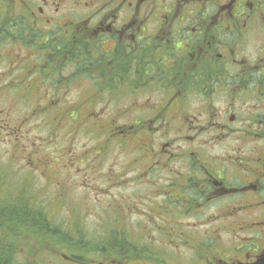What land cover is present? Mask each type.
<instances>
[{"label": "flooded vegetation", "instance_id": "flooded-vegetation-1", "mask_svg": "<svg viewBox=\"0 0 264 264\" xmlns=\"http://www.w3.org/2000/svg\"><path fill=\"white\" fill-rule=\"evenodd\" d=\"M8 17L29 86L62 92L50 111L89 107L74 136L91 147L67 159L114 167L91 237V209L69 239L11 199L51 264H264V0H0V43Z\"/></svg>", "mask_w": 264, "mask_h": 264}, {"label": "rangeland", "instance_id": "rangeland-1", "mask_svg": "<svg viewBox=\"0 0 264 264\" xmlns=\"http://www.w3.org/2000/svg\"><path fill=\"white\" fill-rule=\"evenodd\" d=\"M9 19L10 17L6 21ZM12 34L11 25L0 43V203L16 198L27 200L29 205L42 207L48 220L52 218L54 225L68 230L69 239L77 236L74 233L78 223L83 219L81 210L84 211L85 216L91 209L89 213L91 216L85 221L90 226L84 229V234L91 237L92 226L97 230L103 220L99 217L101 211L96 209L98 205L91 201L112 195L113 189L105 196H100V193L107 186L110 173L108 171L114 170V167H104L105 171L102 172L99 170L100 167H83L81 159L74 162L69 161L70 158L67 159L70 148L76 153H83L87 152L84 151V144L91 147L89 140L84 139L82 134L74 136L79 125L84 123L83 119L88 115L89 107L67 109L74 106L69 102H54L49 105L54 107L50 111L44 101L50 99L60 101L62 92L49 91L46 97L38 88L29 86L34 76L30 75L23 65L17 68L16 53L21 55L25 50L16 46L13 40H8L12 38ZM79 93V91H71L68 101H72ZM122 110L116 107L109 108L103 116H100V121L105 124L104 127L112 121H117L116 117L121 115ZM95 116L98 117V114L96 113ZM46 141L49 144L41 148ZM66 141H70L67 146ZM34 147H38V150L33 151L30 159L31 167H25L23 157H29V152ZM61 168L71 170L65 171L60 176L58 172ZM136 168L146 167H122V170ZM99 175L103 178H99ZM94 176L96 178H93ZM139 200L145 203L140 197ZM13 224L17 229L21 226L8 238L18 251L13 264H51V258L46 253L49 250L45 248L47 245L45 237L33 232L34 228L31 226L23 227L22 224H15V221ZM84 234L80 233L78 236L84 238ZM177 237H192V235L187 228H184ZM150 239L155 241L157 237L154 235ZM170 255L177 259L174 253ZM173 264L180 262L174 261Z\"/></svg>", "mask_w": 264, "mask_h": 264}, {"label": "trees", "instance_id": "trees-1", "mask_svg": "<svg viewBox=\"0 0 264 264\" xmlns=\"http://www.w3.org/2000/svg\"><path fill=\"white\" fill-rule=\"evenodd\" d=\"M7 19V18H6ZM13 26V23L11 20H8L5 23L4 29L5 34L9 30V28ZM23 200V201H22ZM21 202L23 203L24 209H22L23 213H26L28 215V221L32 223L41 222L42 220L46 221L44 209L41 207L39 210L35 207H32L29 205V202L27 200L22 199ZM2 203V202H1ZM0 205V230L3 227V230L6 233H13V231H16L17 228H15V225L13 224L14 220H20L21 218L17 215L15 205L13 204L12 200L9 202H4ZM3 222V225L1 224ZM10 222V223H8ZM21 223L24 226L25 223L21 219ZM6 243L4 246L0 245V264H13L16 258L18 256V251L15 250L14 246L11 244V242L8 239H5ZM2 242V240H0Z\"/></svg>", "mask_w": 264, "mask_h": 264}]
</instances>
